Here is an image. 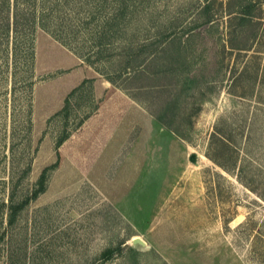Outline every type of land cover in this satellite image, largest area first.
I'll return each mask as SVG.
<instances>
[{
  "label": "rangeland",
  "instance_id": "rangeland-1",
  "mask_svg": "<svg viewBox=\"0 0 264 264\" xmlns=\"http://www.w3.org/2000/svg\"><path fill=\"white\" fill-rule=\"evenodd\" d=\"M34 6L31 71L28 41L15 68L0 32V264H264V0ZM234 10L263 20L240 56L224 48ZM176 34L202 62L155 79ZM133 58L139 83L122 72Z\"/></svg>",
  "mask_w": 264,
  "mask_h": 264
},
{
  "label": "trees",
  "instance_id": "trees-1",
  "mask_svg": "<svg viewBox=\"0 0 264 264\" xmlns=\"http://www.w3.org/2000/svg\"><path fill=\"white\" fill-rule=\"evenodd\" d=\"M31 1L33 3V6H30ZM27 3V4H26ZM38 4V0H0V32L1 35L5 34L9 36L10 34L13 36V46H12V55L14 60V67H18V62L20 60V52H21V45L18 43L22 41V38L27 42V58L26 62L28 63L31 69L34 67V39L35 34L37 31L38 26H43L41 23V19L43 18L42 15L39 14L37 7L34 5ZM207 8V7H206ZM205 8V11H206ZM229 22H228V39H227V45L224 44V48H229L231 54L233 52H237V55L240 56L243 52L242 51H248L250 50L251 46L247 44V41L251 40L254 36H258V31L260 26L263 23L262 18H259V16L248 13V12H242L234 10L229 13ZM209 22H212L213 20L208 19ZM45 27V26H43ZM46 28V27H45ZM48 29V28H47ZM195 35V34H194ZM193 35V36H194ZM22 37V38H21ZM191 37V38H190ZM194 39L192 38V35H188L186 38H184L183 35L176 34L169 43L172 44L173 50L175 51V59L174 63L175 65L170 68L166 69H157L155 72L153 71L150 75H153V77L158 76L159 74L166 73V72H172L175 73L178 71V75L180 76V73L187 75L193 71L196 65H199L200 62H202L201 58L203 55V52H196V49L190 44V40ZM168 40H166L167 42ZM165 42V45H166ZM170 46V45H169ZM164 50L167 48H163ZM159 52V51H156ZM134 52L129 53L133 55ZM135 54V53H134ZM135 60L134 58L132 59ZM128 66H126L123 69V73H125L130 81L139 83L145 77V74H148L149 69L145 65V61H128ZM16 74V72H15ZM31 76V75H30ZM157 79V77L155 78ZM89 80H85L80 86L73 89V91L69 94L65 101L64 107L58 112L57 115H64L65 119L68 118L69 115V109H70V102L71 98L76 95L78 92L84 91V87L86 85V82ZM114 82V80H113ZM171 83V82H169ZM153 87H165V84H154ZM145 85L137 84L135 86V89H144ZM68 136H70V132H64L63 135H61L58 138V145H60ZM62 161V155L61 153H58V159L55 164L52 166L46 167L41 176L38 179L37 186L39 187L33 194L32 198L38 197L40 193H42L47 184V178H48V171L50 169L56 168L59 166V164ZM222 168L227 169L226 166L222 163H218ZM23 202H28L27 200H24ZM18 211L17 207H13V211L11 214V217L14 218L16 213Z\"/></svg>",
  "mask_w": 264,
  "mask_h": 264
},
{
  "label": "water",
  "instance_id": "water-1",
  "mask_svg": "<svg viewBox=\"0 0 264 264\" xmlns=\"http://www.w3.org/2000/svg\"><path fill=\"white\" fill-rule=\"evenodd\" d=\"M191 161H193L194 163H197V159H196V155L195 154L191 155ZM139 241H140L139 237L133 238V242L138 243Z\"/></svg>",
  "mask_w": 264,
  "mask_h": 264
}]
</instances>
